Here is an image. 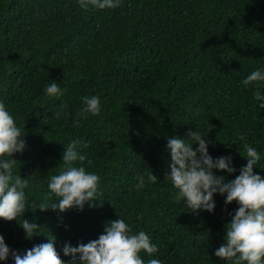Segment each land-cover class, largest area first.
I'll list each match as a JSON object with an SVG mask.
<instances>
[{
    "label": "trees",
    "instance_id": "1",
    "mask_svg": "<svg viewBox=\"0 0 264 264\" xmlns=\"http://www.w3.org/2000/svg\"><path fill=\"white\" fill-rule=\"evenodd\" d=\"M257 69L264 71V0H121L87 11L78 0H0V102L25 135L14 172L28 180L24 216L0 219L5 243L24 254L55 235L67 264L65 243L98 239L108 221L122 218L131 234L144 231L158 246L151 256L140 253L145 264H232L215 251L239 205H226L220 193L212 212L175 202L166 145L199 131L213 158L232 156L235 172L213 169L228 182L246 166L240 151L248 143L261 156L254 172L264 176V101L255 99L264 82L242 84ZM53 81L63 95L46 94ZM86 95L99 96V115L77 116ZM61 104L67 108L57 119ZM73 140L88 144L78 150L91 160L86 171L100 177L99 196L83 210L33 211ZM151 172L156 183L147 180ZM23 219L40 225L37 235L26 238Z\"/></svg>",
    "mask_w": 264,
    "mask_h": 264
},
{
    "label": "clouds",
    "instance_id": "2",
    "mask_svg": "<svg viewBox=\"0 0 264 264\" xmlns=\"http://www.w3.org/2000/svg\"><path fill=\"white\" fill-rule=\"evenodd\" d=\"M121 0H78L79 6L88 10L89 7L98 9L120 6ZM264 82V71H252L242 84L249 86ZM45 92L49 97L63 95L59 85L53 81L46 86ZM257 101H264V96L255 93ZM83 107L77 116L87 114L99 115L101 104L99 96L81 97ZM259 107L264 108V103ZM67 104L60 105V111L54 113L60 118ZM74 125L79 127V120ZM205 136V135H204ZM197 130H188L186 137H169L167 149L170 152L169 171L165 179L170 181L176 190L173 194L175 202L184 201L186 206L198 213L199 210L214 211L216 204L214 194L226 196L225 204L235 201L239 207L230 213V221L225 225V243L216 251L215 255L221 260L232 264H264V176L254 172V166L259 164L260 153L248 143L243 145L242 156L247 158L246 166L240 169L235 179L225 182L223 176L214 174L213 169L226 170L229 173L236 171L231 166L232 156L213 158L209 154L208 141ZM25 135L17 127L14 117L7 110L6 105L0 102V219L16 220L24 216L27 210L26 193L28 180L16 174V153H23L26 147ZM244 140V136L239 137ZM193 144H198L194 148ZM88 144L80 140H73L67 146L62 156L63 169L59 174L50 176L48 189L44 200L39 206L33 204L31 209L46 211L49 208L64 212L72 207L83 210L86 202L93 201L99 196L100 177L86 171L85 161L91 164L87 154L78 150ZM77 162L80 166H77ZM158 177L153 172L147 175V180L156 183ZM136 188L145 186L143 175H137ZM58 199L57 203L49 204L52 196ZM114 206V205H113ZM26 238L37 235L39 224L29 219L19 220ZM56 236H48V242L34 245L24 254L11 250L0 234V260L6 261L9 256L14 264H66L56 248ZM65 256L72 257L67 264H145L140 253L146 252L149 256L158 251V246L151 243L150 237L144 231L131 234L125 220L120 218L108 221L104 232L98 239L88 243H79L73 246L67 242L63 246ZM147 264H162L159 259H149Z\"/></svg>",
    "mask_w": 264,
    "mask_h": 264
}]
</instances>
